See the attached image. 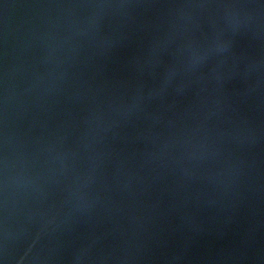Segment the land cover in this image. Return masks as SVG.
<instances>
[{"label":"water","instance_id":"water-1","mask_svg":"<svg viewBox=\"0 0 264 264\" xmlns=\"http://www.w3.org/2000/svg\"><path fill=\"white\" fill-rule=\"evenodd\" d=\"M0 264H264V0H0Z\"/></svg>","mask_w":264,"mask_h":264}]
</instances>
